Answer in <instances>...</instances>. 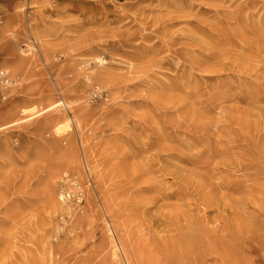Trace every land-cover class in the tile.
Segmentation results:
<instances>
[{
  "label": "rangeland",
  "instance_id": "rangeland-1",
  "mask_svg": "<svg viewBox=\"0 0 264 264\" xmlns=\"http://www.w3.org/2000/svg\"><path fill=\"white\" fill-rule=\"evenodd\" d=\"M263 28L264 0H0V127L12 124L0 130V264H142L130 259L138 243L150 264H172L153 240L201 222L208 190L171 165L223 186V216L246 226L222 239L228 253L188 262L264 264V169L252 162L264 151ZM101 69L125 82L96 84ZM60 100L70 108L25 119ZM188 111L210 128L167 131L188 126ZM63 114L60 134L43 127ZM197 136L192 154L180 148L191 161L143 148ZM212 146L229 156L208 175L194 163L210 164ZM145 164L153 187L128 174Z\"/></svg>",
  "mask_w": 264,
  "mask_h": 264
},
{
  "label": "bare ground",
  "instance_id": "bare-ground-1",
  "mask_svg": "<svg viewBox=\"0 0 264 264\" xmlns=\"http://www.w3.org/2000/svg\"><path fill=\"white\" fill-rule=\"evenodd\" d=\"M258 38V43L261 45H264V28L259 31L257 34ZM97 60H99V63L104 64V60L101 57H97ZM91 80L95 81L96 84L98 83H105L109 80H114V81H124L122 77H118L115 74L107 73L103 69L99 73H96L91 76ZM125 82V81H124ZM11 80H6V84H11ZM186 85V84H185ZM184 83L177 82L174 85V89L177 91H181L185 87ZM159 97H165L164 94L160 93ZM165 99V98H164ZM71 103H76L75 101ZM69 106L70 104H66V101L61 102L57 101L54 103L49 104L46 107H43L40 109V111L32 113L30 116L26 117L25 119L27 120H32L36 118H40L42 116H45L49 113H59L60 112V107L61 106ZM84 109L79 107V108H74L70 111H73L75 114L81 113ZM25 113V112H24ZM198 113L195 111H188L187 116L190 118L186 123H188V126H182L181 124H173L170 127H168L167 131H176L177 129H189V128H199L200 130L198 131L199 134L203 131H207L210 128V123L205 122L203 118H199L195 121H192V117L196 116ZM69 117L66 114L63 115H58L56 117L46 119L43 121V127L44 128H52L56 130L57 134H60V127L59 125L63 121H68ZM12 125V124H11ZM8 124L7 126H2L0 127V130L7 129L11 126ZM59 127V128H58ZM166 129L161 132L162 136H166ZM200 139L198 136L197 138H194L191 142H181L177 139H172L171 144H166L165 141H157L155 143H144L143 148H147V151H156V152H162V153H168V157L171 160H176L180 162H185V161H191L189 160L190 158H187L183 156L181 153L180 148H185L188 151H191L192 148V143L195 142V144H199ZM208 143L211 141V139L207 140ZM167 142V141H166ZM202 144V143H200ZM193 149V148H192ZM212 151V156L209 158L210 164H207L205 162L203 163H197L195 162V165L198 164H203L205 169V173L210 175L211 172L215 170L213 168V163L215 162L216 158L220 157H225L228 158V153L218 150L216 147H210L209 149ZM144 151V149L142 150ZM192 154V151L190 152ZM194 156V157H193ZM193 159H198L195 155H193ZM158 157V156H157ZM188 159V160H187ZM230 161V160H229ZM208 162V163H209ZM253 163H255V167H259L260 165L263 166L264 169V151H260L258 155H255L254 159L252 160ZM252 163V164H253ZM228 165L227 163H223ZM233 162L231 161L230 165H232ZM167 165V164H166ZM167 167V166H165ZM173 172L174 176L176 179L181 180V183L188 186L192 187V184H197L201 185L202 187H205L204 189L208 190V192L204 193L202 198L200 199L199 207H202L204 210L203 220H200L201 222H195L192 220H188L186 222L185 228H181L182 231L185 229L187 230L186 232H183L181 237H173L170 238L169 240H153V245L156 248V252L161 256V260H165L166 262H171L172 264H190L188 260L191 259L192 256H197L198 260H202L205 256L209 255L210 252L214 250H218L219 252H224L225 254L228 253V249L230 247L229 244L224 242L222 239H227L231 241L232 243L236 242V238L240 237L246 227L244 223L242 224L239 222V220L236 218L238 215H236L233 219H225L223 216L224 213H227V209L229 208V205L227 204V200L225 196L221 195L220 193H217L218 189H222L223 186H206L204 185L205 183V175L203 174H198L195 172L191 171H186L182 168H179L178 166H169ZM167 168V170L169 169ZM130 177L133 180V183H139L143 185H148L150 187H153L154 184L151 179H148V176L151 174V171L149 168H146V164L143 165L141 168H136L135 170H131L129 172ZM258 179H263L262 177L257 176ZM226 183V182H225ZM224 183V184H225ZM226 185V184H225ZM144 191V190H142ZM63 197V195H62ZM150 202L151 200H146ZM152 202V201H151ZM241 206L240 202L237 208ZM264 208V207H263ZM212 209H217L219 216L215 221L207 220V214L210 212ZM220 211H222L220 213ZM236 218V219H235ZM211 226V227H210ZM223 228V229H222ZM180 230V229H178ZM226 234V235H225ZM228 237V238H226ZM221 239V240H220ZM111 249H112V256L116 260L118 259V247L117 245L112 242L111 243ZM129 249V248H128ZM144 251V246L141 244H134V246H131V249L129 250L130 252V259L137 262L138 258L142 262V264H150L149 260H146L145 254L142 253ZM192 253V254H191ZM139 261V260H138ZM139 263V262H138Z\"/></svg>",
  "mask_w": 264,
  "mask_h": 264
}]
</instances>
